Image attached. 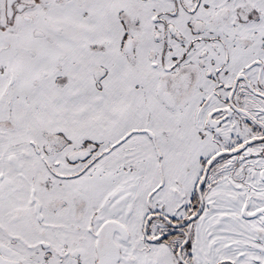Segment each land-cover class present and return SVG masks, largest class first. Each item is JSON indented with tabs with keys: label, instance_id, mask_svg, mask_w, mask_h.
I'll list each match as a JSON object with an SVG mask.
<instances>
[{
	"label": "snow or ice",
	"instance_id": "obj_1",
	"mask_svg": "<svg viewBox=\"0 0 264 264\" xmlns=\"http://www.w3.org/2000/svg\"><path fill=\"white\" fill-rule=\"evenodd\" d=\"M0 264H264V0H0Z\"/></svg>",
	"mask_w": 264,
	"mask_h": 264
}]
</instances>
